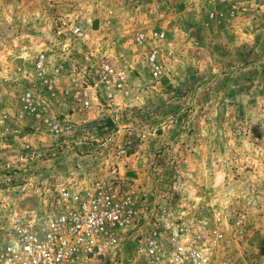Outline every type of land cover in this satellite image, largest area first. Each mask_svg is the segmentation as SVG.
<instances>
[{"label":"rangeland","instance_id":"374dc122","mask_svg":"<svg viewBox=\"0 0 264 264\" xmlns=\"http://www.w3.org/2000/svg\"><path fill=\"white\" fill-rule=\"evenodd\" d=\"M104 63L123 75L111 100ZM116 161L144 216L120 264L163 212L211 255L264 264V0H0V226L50 212L61 185L108 183Z\"/></svg>","mask_w":264,"mask_h":264},{"label":"built area","instance_id":"2783aa9c","mask_svg":"<svg viewBox=\"0 0 264 264\" xmlns=\"http://www.w3.org/2000/svg\"><path fill=\"white\" fill-rule=\"evenodd\" d=\"M71 30L81 33L78 25ZM137 35L141 41L163 36L160 30L151 29ZM38 59L39 65H44V55ZM147 60L158 69L155 51L147 54ZM44 68L38 67L41 78ZM98 73L100 89L111 100L123 87V75L106 63ZM43 79L52 84L51 78ZM26 95L30 99L32 92ZM77 97L83 107L90 106L88 91L78 89ZM119 152L125 154V149ZM120 165L118 161L112 164L108 183L83 192L61 185L50 212L40 217L23 212L10 225L0 226V264H104L108 257H113V264H120L116 256L128 239L127 232L141 226L144 220L139 191L136 186L125 185ZM4 166L8 174L9 163ZM2 169L0 166V183L10 186L11 174L3 176ZM237 232L236 229L234 234ZM138 236L142 254L139 264H261L250 252L240 256L211 255L188 235L186 226L164 212L158 213L150 229Z\"/></svg>","mask_w":264,"mask_h":264}]
</instances>
